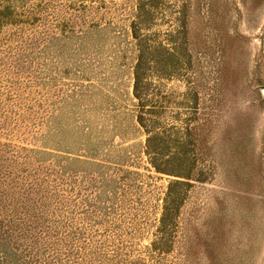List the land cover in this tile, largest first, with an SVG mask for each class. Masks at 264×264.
I'll return each instance as SVG.
<instances>
[{"label": "rangeland", "instance_id": "obj_1", "mask_svg": "<svg viewBox=\"0 0 264 264\" xmlns=\"http://www.w3.org/2000/svg\"><path fill=\"white\" fill-rule=\"evenodd\" d=\"M139 1L0 0V162L25 171L27 153L79 178L98 164L135 177L123 264H264V0H155L140 19L157 48V131L189 118L195 128L189 179L155 171L145 153L132 94ZM176 180L183 198L164 230Z\"/></svg>", "mask_w": 264, "mask_h": 264}, {"label": "trees", "instance_id": "obj_2", "mask_svg": "<svg viewBox=\"0 0 264 264\" xmlns=\"http://www.w3.org/2000/svg\"><path fill=\"white\" fill-rule=\"evenodd\" d=\"M154 1L140 0L136 20L132 22V37L137 46L132 70V94L139 107L137 122L146 135L145 153L153 169L189 179L188 153L195 149L191 142V133L195 131L191 118L159 132L156 106L148 99V78L157 48L151 38L140 37L138 27L143 16L152 14ZM7 11L0 10V26ZM1 157L0 154L1 161L5 160ZM74 159L87 163L78 157ZM32 160L39 161L26 153L25 171L0 162V264H123L120 222L127 210L125 198L136 178L125 174L120 166L109 171L104 164L83 169L79 178L73 174L76 170H68L55 161L52 167L41 165L40 161L29 167ZM170 166L181 171H171ZM132 173L139 175L137 171ZM184 184L185 181L176 180L167 186L160 219L164 230L165 219L176 213L183 198L177 185Z\"/></svg>", "mask_w": 264, "mask_h": 264}]
</instances>
